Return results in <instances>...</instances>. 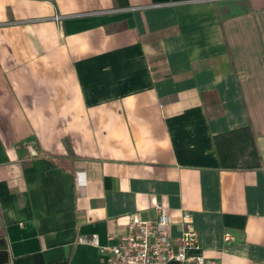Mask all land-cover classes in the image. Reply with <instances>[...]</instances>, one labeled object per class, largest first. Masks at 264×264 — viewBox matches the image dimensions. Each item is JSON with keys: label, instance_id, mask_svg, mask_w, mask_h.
Returning a JSON list of instances; mask_svg holds the SVG:
<instances>
[{"label": "crops", "instance_id": "obj_1", "mask_svg": "<svg viewBox=\"0 0 264 264\" xmlns=\"http://www.w3.org/2000/svg\"><path fill=\"white\" fill-rule=\"evenodd\" d=\"M158 205L264 264V0H0L2 264H109Z\"/></svg>", "mask_w": 264, "mask_h": 264}, {"label": "built area", "instance_id": "obj_2", "mask_svg": "<svg viewBox=\"0 0 264 264\" xmlns=\"http://www.w3.org/2000/svg\"><path fill=\"white\" fill-rule=\"evenodd\" d=\"M56 19L60 17L56 16ZM156 212L155 219H143L137 213L128 216L120 242L108 248L109 264H221L198 252L199 235L191 213H183L181 235L173 240L167 232L170 217L161 205L157 206ZM223 238L227 242L234 239L230 232Z\"/></svg>", "mask_w": 264, "mask_h": 264}, {"label": "water", "instance_id": "obj_3", "mask_svg": "<svg viewBox=\"0 0 264 264\" xmlns=\"http://www.w3.org/2000/svg\"><path fill=\"white\" fill-rule=\"evenodd\" d=\"M9 260L6 250L0 248V264L6 263Z\"/></svg>", "mask_w": 264, "mask_h": 264}]
</instances>
